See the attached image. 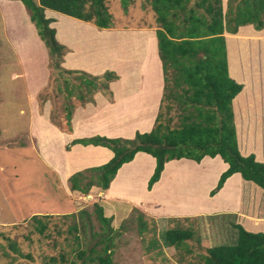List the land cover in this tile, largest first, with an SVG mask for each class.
I'll use <instances>...</instances> for the list:
<instances>
[{"label":"trees","instance_id":"16d2710c","mask_svg":"<svg viewBox=\"0 0 264 264\" xmlns=\"http://www.w3.org/2000/svg\"><path fill=\"white\" fill-rule=\"evenodd\" d=\"M21 1L48 48L52 67L60 73L71 75L65 77L66 88H61L67 92L68 99L77 97L82 103L93 101L94 94L98 91L111 97L110 83L119 78L113 70L94 75L62 66L68 47L57 39V29L51 26L53 18L47 17L45 12L50 9L88 21L99 28L113 27L108 0ZM148 1L160 23L156 32L164 77L160 108L154 126L148 132L138 131L133 138L97 134L73 139L66 149L69 150L77 143L102 145L111 149L114 155L102 165L73 173L68 178L70 190L83 195L90 194L95 188L106 190L120 167L132 161L139 151L150 153L156 158V167L148 189L159 180L167 161L186 157L199 162L206 155H220L229 164L211 191L212 195L236 172L264 189V163L256 160L254 154L242 155L238 147L233 99L243 86L230 76L224 34L226 31L236 33L240 25L247 24H253L258 30L263 29L264 0H228L226 9L223 0ZM122 5L126 8L128 0H122ZM234 51V45H231L230 57H233ZM76 89L79 90L78 94L75 93ZM46 100L40 97V102ZM175 103L179 106L180 118L176 125H172L171 111ZM77 105H67L64 122L60 123L50 111L51 122L61 130L70 132L73 111ZM93 205L101 230L94 229L92 212L86 209L63 214L73 217L68 228L69 235L73 234L72 248L68 254L75 256L68 260L67 252L60 254V264H65L67 260L70 264H115L114 238L120 234L121 228L112 226L113 217L105 215L99 201L96 200ZM134 208L142 211L136 206ZM76 213H79L80 218L85 215L87 222L82 219L79 223ZM53 215L34 214L30 218L34 230L40 236L48 238L52 235L50 229ZM143 216L144 213H141V217ZM141 220L143 218L139 217V221ZM234 226L238 233L237 243L207 248L201 264H264V232L248 231L239 223ZM139 227L144 230L147 224L141 221ZM61 231L63 230H59V233ZM1 236L8 239L12 251L21 257H28V254H23L19 249L15 240L5 236L3 232H0ZM191 236V228L172 227L164 233L165 243L176 247ZM47 260L52 264H59L58 258L53 254L48 255Z\"/></svg>","mask_w":264,"mask_h":264},{"label":"rangeland","instance_id":"374dc122","mask_svg":"<svg viewBox=\"0 0 264 264\" xmlns=\"http://www.w3.org/2000/svg\"><path fill=\"white\" fill-rule=\"evenodd\" d=\"M21 2V0L0 1V232L15 240L19 249L23 254H28V257L26 255L21 257L12 251L8 239L1 236L0 264H52L47 260L50 254L56 256L60 264L62 262L60 254L65 252L68 254L73 243V234L68 233L73 217L63 214L86 209L92 212L94 229L101 230V223L93 212V203L99 199L96 190L88 195L70 192L68 184L59 181L56 172L40 154L39 137L30 133L31 124H35L39 118L34 112L41 115L46 113V117L48 118L49 115L50 119V114L46 112L49 106L55 120L60 123L66 114L67 105L71 103L77 105L82 103V100L77 97L68 99L67 92L61 90L67 85L64 81L65 77L71 75L60 73L52 67L48 48L40 38L35 25L31 21L22 19L25 16L19 10ZM149 2L128 0V5L124 8L122 0H108L107 5L113 16V24L118 25L114 30L113 27L99 28L87 23L96 30L108 31L103 37L96 33V39L92 44L98 48L101 43H109L111 47L108 51L113 55L111 58H116V63L121 68L130 67L134 64L131 60L141 61L143 57L136 47L129 44L130 41L125 36L126 34L132 38V34L124 31L133 30L138 24L144 26L157 23L160 26ZM21 4L25 8L24 3ZM26 14H28L27 10ZM66 17L67 15L60 13L59 20H53L51 26L55 27L58 23L63 31L80 37L85 43L91 31L78 30L68 20H62ZM74 22L76 26L85 27L83 21ZM244 46L252 49L256 47L251 41ZM229 48L228 53H230ZM68 50L69 48L66 49L63 57V67L68 69L70 65L75 67L77 63L96 64L97 54L93 57L92 55L76 57L68 60L66 64L65 56ZM99 54L102 58V52ZM114 65L113 61L103 70ZM236 67L233 66L234 69ZM138 76L139 71L133 84L138 83ZM40 87L44 88L41 90ZM38 89L39 92L36 93ZM78 91L76 89L75 93L78 94ZM40 97L47 100L40 102ZM171 117L172 125H176L180 118L177 103L171 111ZM43 125L45 126L44 122ZM247 184L249 189L251 184L263 194L264 189L256 183L250 181ZM247 199L248 197H244L245 203ZM260 203L264 205V200L256 197L255 201H250L249 206L253 208L255 204L258 206ZM111 205L113 208H107L106 211L115 215L117 223L112 222V226L121 228L120 234L114 238L115 264H201L207 248L220 244H236L238 233L234 224L239 223L243 226V217L238 215L197 216L190 217L191 219L156 222L149 217H141L134 205L113 201L106 207ZM34 214H54L51 219L53 223L50 237H42L34 230L30 220ZM76 214L79 223L82 219L87 222L88 218L85 215L80 218L79 213ZM139 217L147 224L144 230L139 227L141 222ZM172 227L191 228V238L177 247L167 245L164 233ZM59 230L63 231L59 233ZM66 237H69L68 241ZM67 256H69L68 260H71L75 254ZM68 260L65 264H70Z\"/></svg>","mask_w":264,"mask_h":264},{"label":"crops","instance_id":"0c3cea01","mask_svg":"<svg viewBox=\"0 0 264 264\" xmlns=\"http://www.w3.org/2000/svg\"><path fill=\"white\" fill-rule=\"evenodd\" d=\"M0 1L11 2L13 0ZM227 1L223 0L224 9L227 8ZM21 3L19 10L25 16L22 19L31 21L30 16L26 14V8ZM45 12L46 16L53 20L60 18L59 12L50 9H46ZM62 20H68L78 30L89 29L91 31L84 43L80 37L63 31L58 21L56 22L57 39L69 48L65 56L66 64L68 60L76 57L85 55L93 57L97 54L96 64L93 63L90 66L77 63L75 67L70 65L68 69L79 68L94 75H102L114 68L113 71L119 77L110 83L111 97L98 91L94 94L93 101L81 103L75 107L70 132L61 130L53 124L49 115L48 118L46 117V113L41 115L34 112L39 118L35 124H31L30 133L39 137V152L51 169L56 172L60 178H58L59 181L69 186L68 178L72 175L71 173L87 167L102 165L113 157L114 152L102 145L81 143L72 145L68 150L66 149L67 144L75 138L97 134L133 138L138 131H150L159 112L164 77L158 51L157 23L144 26L139 24L133 30L124 31L131 33L132 38L122 31L130 41L129 44L136 47L143 57L141 61L131 60L134 64L130 67L121 68L116 63V58H111L113 55L108 51L111 47L109 43H101L98 48L92 44L96 39V33L103 37L108 31L96 30L93 26H89V24L94 25L93 23L68 15ZM75 20L83 21L85 27L76 26ZM115 27L118 25L113 26L112 30ZM225 36L227 48L234 45L235 50L236 46L238 47L233 57H230L228 53L230 76L243 86L233 99L239 150L244 156L254 154L256 160L264 163V28L258 30L253 24L242 25L236 33L226 32ZM248 41L256 47L253 49L249 46L245 47ZM93 51H95L94 54ZM99 52H102V58ZM113 61L115 62L113 67L103 70ZM233 66H237L236 69ZM137 71H139L138 83L133 84V80L137 79ZM38 92L39 89L36 93ZM46 112L50 114L49 106ZM43 122L45 126H42ZM228 166L229 164L220 155L215 157L206 155L199 162L186 157L171 159L165 163L159 180L153 184L151 189H148L149 180L156 167V158L150 153L139 151L132 161L120 167L109 188L106 190L95 188L91 192L96 190L105 215L112 216V222L115 223L117 222L113 212L106 211L107 208L112 209V205L106 206L113 201H122L138 207L142 210L140 214L144 213L145 217H151L156 222L191 219L190 217L196 218L197 216L238 215L243 217V226L248 231L264 232L263 203L258 206L255 204L253 208L249 206L250 201H255L256 197L264 200V192L260 194L258 189L251 184L249 189L247 183L250 181L245 180L241 173L232 174L218 192L211 194L220 175ZM69 191L72 192L70 187ZM244 197H248L246 203Z\"/></svg>","mask_w":264,"mask_h":264},{"label":"bare ground","instance_id":"6f19581e","mask_svg":"<svg viewBox=\"0 0 264 264\" xmlns=\"http://www.w3.org/2000/svg\"><path fill=\"white\" fill-rule=\"evenodd\" d=\"M167 172H168V171H167ZM167 172H166V173H167ZM175 194H179V193H175Z\"/></svg>","mask_w":264,"mask_h":264}]
</instances>
